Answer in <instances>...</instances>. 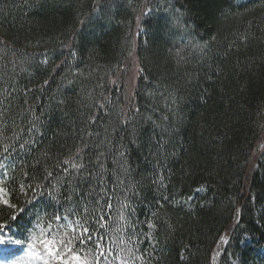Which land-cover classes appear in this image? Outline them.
Instances as JSON below:
<instances>
[{
  "label": "trees",
  "instance_id": "trees-1",
  "mask_svg": "<svg viewBox=\"0 0 264 264\" xmlns=\"http://www.w3.org/2000/svg\"><path fill=\"white\" fill-rule=\"evenodd\" d=\"M144 2L103 0L97 10L94 0H0V41L35 57L13 82L21 92L34 89L28 96L32 104H48L53 95L66 101L63 111L51 101L54 110L47 114L38 148L59 156L73 146L71 120L86 89L77 81L57 91L68 69L84 71L89 78L81 79L89 86L102 77L114 101L127 106L131 100L142 109L152 103L170 115L176 129V155L160 169L167 190L150 183L155 164L145 163L149 149L132 154L136 178L144 184L145 203L137 204V217L144 220L159 201L163 219L173 225L168 231L158 228L154 252L150 242L138 245L153 252L151 264H212L221 237L226 244L218 264H264V9L259 0H169L168 12L149 5L153 11L142 15ZM175 14L184 27L170 32ZM242 34L249 36L246 44L238 42ZM189 41L193 47L185 55L191 63L178 64L176 53ZM205 43L211 54L201 65L195 45ZM45 57L49 62L40 63ZM131 57L138 66L133 84L127 82ZM186 73L195 79L189 83ZM165 89L177 96L175 116L146 95ZM16 106L26 107L19 99ZM20 156L19 162H32L23 152ZM201 186L205 191L197 192ZM161 192L188 203L165 202Z\"/></svg>",
  "mask_w": 264,
  "mask_h": 264
},
{
  "label": "snow or ice",
  "instance_id": "snow-or-ice-1",
  "mask_svg": "<svg viewBox=\"0 0 264 264\" xmlns=\"http://www.w3.org/2000/svg\"><path fill=\"white\" fill-rule=\"evenodd\" d=\"M102 2L94 0L95 9L99 10ZM149 5L164 12L171 8L169 0H145L142 15L153 11ZM259 7L264 9V0H259ZM170 23V32L184 27L178 14ZM248 39V34H242L238 42L246 44ZM192 47L189 41L178 49V64L191 63L185 50ZM195 48L200 53L196 63L203 65L211 54V44ZM34 61L27 51L0 41V264H151L158 228L168 231L173 225L163 219L164 204L159 201L144 220L137 217V204L145 203L144 184L136 178L132 154L149 149L145 163L155 164L150 183L158 191L167 190L160 169L176 155V129L170 115L152 103L142 109L129 100L124 106L106 94L102 77L89 86L84 82L89 78L84 71L69 68L57 91L80 81L86 94L76 109V120H71L73 146L56 156L49 149L38 148L39 138L44 135L47 114L54 110L51 101L63 111L65 99L53 95L48 104H32L28 96L34 89L21 92L13 82L18 74L27 73ZM48 62L47 57L40 61ZM186 75L189 83L195 79L191 73ZM43 83L48 86L51 82L46 79ZM44 91L41 86L39 92ZM146 95L176 115L178 103L173 91H148ZM18 99L26 107L17 108ZM34 100L39 102L40 97ZM63 114L69 116L67 111ZM77 120L79 127L75 126ZM20 152L32 162H19ZM160 199L173 205L188 203L170 200L163 192ZM146 241L152 243L153 252L138 247ZM106 242L112 247L106 249Z\"/></svg>",
  "mask_w": 264,
  "mask_h": 264
},
{
  "label": "rangeland",
  "instance_id": "rangeland-1",
  "mask_svg": "<svg viewBox=\"0 0 264 264\" xmlns=\"http://www.w3.org/2000/svg\"><path fill=\"white\" fill-rule=\"evenodd\" d=\"M128 66L130 68V70H129L130 72L127 75V82L133 84V83H135L136 73H137V70H138V66L136 64L135 57H131L130 58ZM127 72H128V70H127ZM216 251L217 250H215V252Z\"/></svg>",
  "mask_w": 264,
  "mask_h": 264
},
{
  "label": "water",
  "instance_id": "water-1",
  "mask_svg": "<svg viewBox=\"0 0 264 264\" xmlns=\"http://www.w3.org/2000/svg\"><path fill=\"white\" fill-rule=\"evenodd\" d=\"M236 216H237V215L235 214L234 217H233V220H235Z\"/></svg>",
  "mask_w": 264,
  "mask_h": 264
}]
</instances>
